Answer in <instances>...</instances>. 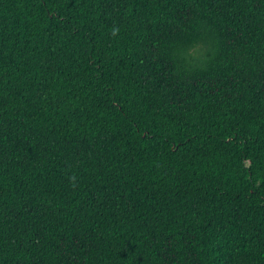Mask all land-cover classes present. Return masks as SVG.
<instances>
[{
  "label": "trees",
  "instance_id": "16d2710c",
  "mask_svg": "<svg viewBox=\"0 0 264 264\" xmlns=\"http://www.w3.org/2000/svg\"><path fill=\"white\" fill-rule=\"evenodd\" d=\"M0 264H264V0H0Z\"/></svg>",
  "mask_w": 264,
  "mask_h": 264
}]
</instances>
